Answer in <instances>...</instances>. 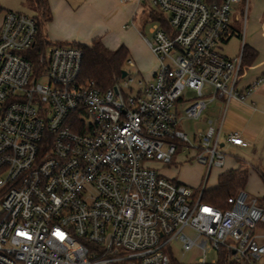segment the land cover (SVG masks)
Segmentation results:
<instances>
[{"label":"built area","instance_id":"2783aa9c","mask_svg":"<svg viewBox=\"0 0 264 264\" xmlns=\"http://www.w3.org/2000/svg\"><path fill=\"white\" fill-rule=\"evenodd\" d=\"M149 1L156 69L104 90L80 77L78 46L38 51L36 19L0 8V264H172L173 241L200 250L192 264H264V200L243 188L223 207L202 200L210 170L225 165L221 147L247 142L237 131L221 139L211 120L192 138L179 128L264 83L263 71L239 90L242 50L218 46L248 0ZM185 149L206 165L196 191L151 166Z\"/></svg>","mask_w":264,"mask_h":264},{"label":"crops","instance_id":"0c3cea01","mask_svg":"<svg viewBox=\"0 0 264 264\" xmlns=\"http://www.w3.org/2000/svg\"><path fill=\"white\" fill-rule=\"evenodd\" d=\"M118 1L124 5V10L118 11L119 17H122V19L129 18L133 10L135 11L137 4L133 0ZM48 2L51 19L46 23L45 29L49 41L53 43L88 44L93 39L100 38L109 49L124 45L127 47L128 52L135 56V59L137 58L134 49L126 38L119 37L114 33V35H110L112 32L108 33V30H106V24L104 25L103 21L105 18L102 13L110 9V0H48ZM242 5V3H239L234 8L233 33L229 38L235 35L239 37V53L243 50L244 45L250 49L248 52L251 56L247 58L246 63L242 54L243 69L237 83V88L244 91L264 71V0L247 1L246 18L243 17V24L241 23V13L244 12ZM105 31L107 34L104 33ZM138 34L141 36L140 32ZM142 39V42L146 43L143 36ZM221 53L227 57L233 56L227 55L223 51ZM149 72L150 75L145 79L150 78L153 69ZM219 100L217 111H211L213 118L208 120H211L212 124L217 127L221 126V135L237 131L247 142L246 147L234 148L254 146L259 138H264V83L254 87L242 101L231 99L228 103H225L222 99ZM232 165L227 169L236 168Z\"/></svg>","mask_w":264,"mask_h":264},{"label":"rangeland","instance_id":"374dc122","mask_svg":"<svg viewBox=\"0 0 264 264\" xmlns=\"http://www.w3.org/2000/svg\"><path fill=\"white\" fill-rule=\"evenodd\" d=\"M243 7L242 5V10ZM0 8L2 10L23 13L33 18L36 17L35 19L38 22L41 37L48 40L45 29L47 22L41 23L39 17L36 16L37 13L35 10L28 7L24 0H0ZM109 8L110 9L102 13V16L104 15L105 18L103 21L104 25L106 24V30H108V33L112 32L110 35L117 34L119 37L126 38L137 56L135 59V56L128 52V58L123 64V70L129 72L136 78H142L144 80L150 75L149 70L153 69L154 72L157 64L146 43L144 41L142 42V36L150 38L149 27L153 22L151 21L150 11L152 10L155 12V9H153L150 1L147 0L144 4L138 5L129 18L122 19V17H119L120 14L118 11L124 10L123 3H120L118 0H110ZM241 15V23L243 24V12ZM138 32H140L141 36H139ZM104 33L107 34L106 31ZM50 42L51 44L53 43L52 41ZM218 46H221V51L225 54L234 56L239 53V37L236 35L232 36L225 43H221ZM207 88L208 86L206 85L205 89L207 90ZM123 90L125 91L124 88ZM126 92H128V90H126ZM186 94L183 100L194 95L190 90L186 91ZM222 100L225 102V99ZM219 101V99H215L214 102L209 103L201 114V117L197 120L180 119L179 128L185 131L190 138H192V134L195 132L196 128L201 127L206 129L208 126V119L213 118V114L210 112L217 111ZM221 139H224V135H222ZM234 147L235 146H229L227 144L221 147V150H223L226 155L225 165L221 168L213 167L210 170L205 181V189L214 187L217 183L218 175L227 168H230L233 164L236 166V168L233 169L240 170L241 180L243 182V187L241 188H243L249 196L256 197L258 201L261 202V196L264 194V138H259L254 146L240 149ZM229 149L230 151H227ZM151 166L161 175L186 185L193 191L201 187L206 178V165L196 161L194 152L188 149L184 151L179 150L173 161L168 165L163 166L158 162L152 161ZM170 246H172L173 259L178 264L195 263L201 256V252L197 247L183 252L176 241L171 242ZM213 257L214 253L207 255L208 259Z\"/></svg>","mask_w":264,"mask_h":264},{"label":"trees","instance_id":"16d2710c","mask_svg":"<svg viewBox=\"0 0 264 264\" xmlns=\"http://www.w3.org/2000/svg\"><path fill=\"white\" fill-rule=\"evenodd\" d=\"M25 4L35 10L37 17L41 23L48 22L51 19V10L48 0H24ZM152 17L156 14L152 12ZM36 18V17H35ZM38 25V22H37ZM38 44L36 50L41 51L46 45L51 44L47 39L40 35L38 26L37 34ZM55 45L72 44L78 46L82 51V63L80 77L83 80H93L101 89H107L113 86L121 76L123 64L128 58V49L124 45H120L115 49L106 47L100 38L93 39L90 43H52ZM250 50L246 45L243 46L242 54L246 63L251 56ZM243 187L241 173L239 169H226L218 175L217 183L212 188L203 190L202 200L219 207H223L229 196L234 195L238 189ZM264 200V195L261 197ZM172 264H178L175 261ZM218 264H230L223 257L220 258Z\"/></svg>","mask_w":264,"mask_h":264},{"label":"water","instance_id":"95a60500","mask_svg":"<svg viewBox=\"0 0 264 264\" xmlns=\"http://www.w3.org/2000/svg\"><path fill=\"white\" fill-rule=\"evenodd\" d=\"M126 73H127V72H126L125 70L122 69V71H121V77H124V76L126 75ZM221 145H222V144H221Z\"/></svg>","mask_w":264,"mask_h":264}]
</instances>
